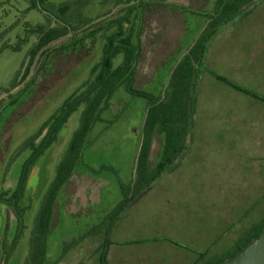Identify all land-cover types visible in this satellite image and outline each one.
I'll return each instance as SVG.
<instances>
[{"label":"rangeland","instance_id":"rangeland-1","mask_svg":"<svg viewBox=\"0 0 264 264\" xmlns=\"http://www.w3.org/2000/svg\"><path fill=\"white\" fill-rule=\"evenodd\" d=\"M173 5L188 8L174 10ZM213 5L214 0H167L153 10L143 33L137 88L157 94L168 87L172 68L200 36L206 22L203 14ZM212 41L207 50L211 72L264 97V0H258ZM28 48L7 50L0 56V88L9 86ZM98 56L94 54L76 68L67 66L64 77L59 73L66 66L59 63L58 73L49 77L44 92L36 97L41 99H31L27 111L17 109L7 126L0 128V264H25L38 213L53 188L58 165L79 128L84 107L70 117L57 141L32 166L14 218L9 200L19 185L25 161L39 145L31 148L27 143L89 78ZM200 85L203 90L196 102L194 127L186 150L176 161L181 162L179 167H170L146 190L145 197L128 206L110 239L135 244L137 238L151 235L156 242L142 243V248L174 244L196 252L201 251L200 243L207 246L209 241L221 239L208 252L219 257L242 246L264 221V103L216 81L211 74H204ZM112 103L94 125L67 189L58 195L56 214L61 211V216H56L48 237L52 264H100L98 250L104 235L82 238L93 228L101 229L105 216L119 205L122 188L134 180L147 101L121 88ZM160 150L161 140L156 138L152 157H159ZM11 203L15 204L14 199ZM182 207L191 215L186 226H181ZM16 239L19 243L11 252ZM149 260L152 264L162 261L159 257ZM166 260L173 264L171 258Z\"/></svg>","mask_w":264,"mask_h":264},{"label":"trees","instance_id":"trees-1","mask_svg":"<svg viewBox=\"0 0 264 264\" xmlns=\"http://www.w3.org/2000/svg\"><path fill=\"white\" fill-rule=\"evenodd\" d=\"M166 1L0 0V56L7 50L19 52L29 46L9 86L0 88V128L7 126L17 109L27 111L25 106L29 101L39 99L36 97L44 92L45 82L58 73L56 66L59 63L66 66L59 73L60 77H64L67 66L71 68L72 64L75 68L79 67L94 54H99L98 61L89 71V78L65 99L38 134L27 143L31 148L39 145L25 161L19 185L12 195L15 196V204L11 203L13 199L9 200L14 218L18 212L16 202L23 196L32 166L57 141L70 117L84 107L79 128L58 165L53 188L45 196L38 213L25 264H52L49 262L48 237L56 221L58 195L68 186L80 165L94 125L102 120L104 112L111 109L116 92L122 88L147 101L135 177L131 186L122 188L119 205L112 214L105 216L101 229L93 228L82 238L85 240L92 235L103 234L104 239L98 250L99 263L110 264L109 236L115 220L137 196L154 185L186 150L193 128L198 79L210 42L258 0H214L213 8L203 14L206 22L200 36L172 68L168 87L154 94L137 88V68L143 56L142 41L147 18L158 5H166ZM170 7L174 10L188 8L180 5ZM214 76L264 103L263 96L223 76ZM156 138L161 140V150L160 156L153 158L152 147ZM263 230L264 221L260 222L258 231L244 246L259 237ZM18 239L11 252L15 251ZM241 250L239 248L238 252Z\"/></svg>","mask_w":264,"mask_h":264},{"label":"crops","instance_id":"crops-1","mask_svg":"<svg viewBox=\"0 0 264 264\" xmlns=\"http://www.w3.org/2000/svg\"><path fill=\"white\" fill-rule=\"evenodd\" d=\"M212 42L213 41H211L210 44ZM248 45H251V44H248ZM207 53H208V51H207ZM207 53H206V57H205L204 66L202 67V71H201V73L199 75V79H198V85H197V90H196V98H195V102H194L193 127H194V121H195V118H196V116H195L196 102L198 101V97H199L201 91L203 90L201 88V85H200L202 77H204V74L205 75L206 74L207 75L211 74L212 76L215 75V73L211 72V68H209L207 66V60L209 59ZM250 56H251V54H250ZM248 57L249 56H247V58ZM248 59L250 61V57ZM248 59H246L245 62H247ZM209 60H208V64H210ZM214 78H215L216 81H219V82L223 83L224 85H226L227 87L237 91L236 89L232 88L231 86H229L225 82L217 79L215 76H214ZM230 81H232V80L230 79ZM234 83H236V82H234ZM192 130H193V128H192ZM180 163L181 162H175L172 165V169H175L176 167H179ZM165 174L166 173H164L163 176ZM145 195L143 197H145ZM164 208H165V210H169L168 208H170V207L168 205H164ZM182 208L184 210L183 211L184 212L183 216H185V217H184V223H182L181 226H186L187 223H188V219H189V217H191V215H190L189 210H187L185 207H182ZM122 214H121L120 218L122 217ZM57 215L60 217L61 216V211H59L56 214V216ZM117 221H118V219L115 220L113 228L116 227V225L118 224ZM258 228H259V226H258ZM167 229L168 228L165 229L166 233L169 231ZM112 230L114 231V229H112ZM113 231H112V233H113ZM158 232H161V230L160 231L158 230ZM205 232H206V230H205ZM206 233H205V238H207V234ZM211 233H212V231H211ZM110 240H111V243H110V245L108 247V261H109L110 264H145L146 262H147V264H152L153 262H149L150 261L149 259L155 258V257H159L162 260L161 264H169L168 260H166V259H169V258H171L173 260L172 261L173 264H221L225 260L229 259V257L231 258V256L232 257L235 256L238 253L239 248L244 247V245L246 243V242L245 243L243 242L242 246H239V245L236 246L234 252L231 253V254L230 253L229 254L224 253V254H226V256H220L219 255V257H217L218 254H214L213 253V255H212L211 253H208V252H211L212 248L216 247L221 242L220 241L221 239L220 240L219 239H214V241L213 242L211 241V243L209 241L207 246H206L205 243H200L199 247L201 248L200 249L201 251H199V252H196L194 250L192 251L190 248H185V247L177 246V245H174V244H171L172 246L171 245H168V246L164 245L162 247L156 246L157 248L155 247V244H153V245L150 244V245H147V246L143 245L144 247L142 248L141 247L142 243L147 244V243H150V242H153V243L156 242V241H154L155 239L152 238L151 235H149V236L145 235V236L137 238L136 242H138V243H135V244H138V247L135 246V244H132V243H126V242L122 243V242H120V239H115V240L110 239ZM125 240H127V239H125ZM245 241H246V239H245ZM130 245H132L133 248H131L132 246H130ZM185 246H188V245H185ZM150 249H153V250L150 251ZM155 249L159 250V253L161 254L162 257L158 255V253L156 252ZM220 254H222V252H220ZM212 258L215 261H213Z\"/></svg>","mask_w":264,"mask_h":264},{"label":"water","instance_id":"water-1","mask_svg":"<svg viewBox=\"0 0 264 264\" xmlns=\"http://www.w3.org/2000/svg\"><path fill=\"white\" fill-rule=\"evenodd\" d=\"M146 193L147 191L142 192L133 203L143 198ZM221 264H264V230L235 256Z\"/></svg>","mask_w":264,"mask_h":264},{"label":"flooded vegetation","instance_id":"flooded-vegetation-1","mask_svg":"<svg viewBox=\"0 0 264 264\" xmlns=\"http://www.w3.org/2000/svg\"><path fill=\"white\" fill-rule=\"evenodd\" d=\"M67 187H68V186H67ZM67 187H65L64 192H65V190L67 189ZM13 197H15V196H13ZM1 199H4V198H1ZM65 200H66V199H65ZM65 200H64V201H65ZM58 205L60 206L59 203H58ZM58 205H56V208L58 207ZM244 247H245V246H244ZM244 247H242L241 249H243ZM236 253H237V252H236ZM236 253H235V254H236Z\"/></svg>","mask_w":264,"mask_h":264}]
</instances>
